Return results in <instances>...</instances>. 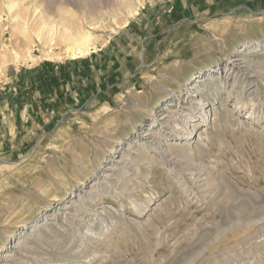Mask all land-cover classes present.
<instances>
[{
	"label": "rangeland",
	"instance_id": "obj_1",
	"mask_svg": "<svg viewBox=\"0 0 264 264\" xmlns=\"http://www.w3.org/2000/svg\"><path fill=\"white\" fill-rule=\"evenodd\" d=\"M172 5L0 0V264H264V7Z\"/></svg>",
	"mask_w": 264,
	"mask_h": 264
},
{
	"label": "crops",
	"instance_id": "obj_2",
	"mask_svg": "<svg viewBox=\"0 0 264 264\" xmlns=\"http://www.w3.org/2000/svg\"><path fill=\"white\" fill-rule=\"evenodd\" d=\"M198 2L199 3H195L193 2V0H174V5H172V7L169 9L171 14H168L166 16L163 15L161 19L154 21L156 24H158V26H155V28L159 32V35L164 34L166 36L170 34V32L173 30V25H166V23H172L173 20L176 17H180L179 14L183 12H190V10L194 8V4H198V8L202 10V16L206 17L211 11H214L216 15H220L221 17H230L232 14H236L238 12L240 14H244L248 11H253L254 9L264 7V0H198ZM178 22L179 21H177L176 23ZM166 28H168V30H166ZM163 48V45H158L156 56L159 55L158 52L162 51ZM143 50H145V48ZM62 74L65 76L66 71H64ZM75 86V88L79 89V92L77 94V98L79 99H82L87 95L90 99H96L100 92L103 91L98 89L96 92H92V94H89V92L83 89V84H81V87L78 83H75ZM66 106L68 105L66 104ZM64 111L66 112L67 110Z\"/></svg>",
	"mask_w": 264,
	"mask_h": 264
},
{
	"label": "bare ground",
	"instance_id": "obj_3",
	"mask_svg": "<svg viewBox=\"0 0 264 264\" xmlns=\"http://www.w3.org/2000/svg\"><path fill=\"white\" fill-rule=\"evenodd\" d=\"M135 13V12H134ZM137 13V12H136ZM126 23H127V21H126ZM52 30V29H51ZM77 35H79V34H77ZM81 36V35H80ZM89 41H90V43H89ZM75 42H76V44H75V46H76V50L74 51V53L76 52H78V53H84V52H86V51H89L90 50V45H92L93 43H92V41H91V34L90 33H85L84 35H82L81 37H76L75 38ZM73 49V48H72ZM75 55V54H74ZM210 106H209V108H208V110H203V116H205V117H208V114H209V112H212V111H214L215 110V108H216V104L214 103H212V104H209ZM165 143V142H164ZM163 155V154H162ZM238 221V220H237ZM0 248H1V246H0ZM26 250V249H25ZM15 256V255H14ZM14 258V257H13ZM44 258V257H43ZM17 261V260H16ZM23 262V261H22ZM47 264V263H46Z\"/></svg>",
	"mask_w": 264,
	"mask_h": 264
},
{
	"label": "trees",
	"instance_id": "obj_4",
	"mask_svg": "<svg viewBox=\"0 0 264 264\" xmlns=\"http://www.w3.org/2000/svg\"><path fill=\"white\" fill-rule=\"evenodd\" d=\"M49 64H51V63H49Z\"/></svg>",
	"mask_w": 264,
	"mask_h": 264
}]
</instances>
